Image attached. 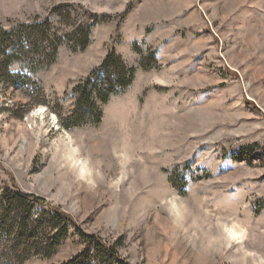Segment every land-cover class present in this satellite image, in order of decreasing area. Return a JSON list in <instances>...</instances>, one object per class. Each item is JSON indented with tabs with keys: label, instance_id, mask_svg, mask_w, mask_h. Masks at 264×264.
Returning a JSON list of instances; mask_svg holds the SVG:
<instances>
[{
	"label": "rangeland",
	"instance_id": "374dc122",
	"mask_svg": "<svg viewBox=\"0 0 264 264\" xmlns=\"http://www.w3.org/2000/svg\"><path fill=\"white\" fill-rule=\"evenodd\" d=\"M59 4L76 26L101 19L83 50L63 43L37 71L0 63V185L58 207L127 264H264V0H0V26ZM110 49L131 84L97 124L68 123L73 87ZM85 244L71 227L22 264H63Z\"/></svg>",
	"mask_w": 264,
	"mask_h": 264
},
{
	"label": "trees",
	"instance_id": "16d2710c",
	"mask_svg": "<svg viewBox=\"0 0 264 264\" xmlns=\"http://www.w3.org/2000/svg\"><path fill=\"white\" fill-rule=\"evenodd\" d=\"M72 6L59 4L43 19L20 22L9 29L0 26V63L9 65L23 57L30 70L37 71L55 61L58 47L63 43H67L73 52L83 50L89 42L91 28L100 21L101 16L98 19L93 15L90 21L76 26L72 21L68 23V8ZM50 15H55L59 23L65 19L68 31L58 34ZM135 51L139 55L141 69L157 68L154 52L142 48ZM132 75V69L110 49L98 68L73 87L72 92L77 96L75 110L71 119L67 118L68 123L97 124L101 115L98 105L105 104L112 95L124 92L131 84ZM92 93H95L94 97ZM66 127H70V124ZM36 205L44 208L36 212ZM71 227L86 244L79 254L63 264H127L119 258L113 247L99 237L80 230L72 218L58 207L45 206L41 198L20 191L13 184L11 187L0 185V264H22L39 255L50 257L67 238Z\"/></svg>",
	"mask_w": 264,
	"mask_h": 264
},
{
	"label": "bare ground",
	"instance_id": "6f19581e",
	"mask_svg": "<svg viewBox=\"0 0 264 264\" xmlns=\"http://www.w3.org/2000/svg\"><path fill=\"white\" fill-rule=\"evenodd\" d=\"M84 164H82V166H81V172L83 173V172H85V168H84Z\"/></svg>",
	"mask_w": 264,
	"mask_h": 264
}]
</instances>
